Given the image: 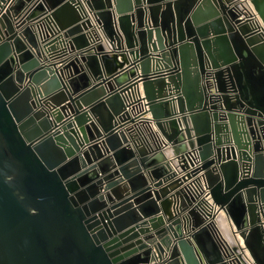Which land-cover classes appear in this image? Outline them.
<instances>
[{
    "label": "water",
    "instance_id": "1",
    "mask_svg": "<svg viewBox=\"0 0 264 264\" xmlns=\"http://www.w3.org/2000/svg\"><path fill=\"white\" fill-rule=\"evenodd\" d=\"M249 1L259 24L235 0H0V264H228L192 174L264 264V0ZM130 88L155 145L123 128Z\"/></svg>",
    "mask_w": 264,
    "mask_h": 264
},
{
    "label": "built area",
    "instance_id": "2",
    "mask_svg": "<svg viewBox=\"0 0 264 264\" xmlns=\"http://www.w3.org/2000/svg\"><path fill=\"white\" fill-rule=\"evenodd\" d=\"M236 8L242 16L248 17L254 24H259L261 19L249 0H235ZM125 107L124 126L126 131L136 134L140 141L155 145L161 139V135L155 125L149 110V103L142 89L130 88L122 93ZM157 133V134H156ZM152 140V141H151ZM193 164L189 163L187 170L191 171L199 164L198 157H192ZM186 171L179 172L181 176ZM198 174L185 181L188 191L201 203L202 212L209 218L212 214L217 216V205L213 202L203 178H196ZM215 216V217H216ZM212 218L213 220L215 219ZM214 233L220 244L225 260L228 264H257L245 247L242 237L236 233L235 241L227 238L220 227L214 224Z\"/></svg>",
    "mask_w": 264,
    "mask_h": 264
},
{
    "label": "crops",
    "instance_id": "3",
    "mask_svg": "<svg viewBox=\"0 0 264 264\" xmlns=\"http://www.w3.org/2000/svg\"><path fill=\"white\" fill-rule=\"evenodd\" d=\"M105 44H106V42H104ZM107 45V44H106ZM66 75L64 76V81H66ZM82 91V89L81 90H78L77 91V93H75L74 95H76V94H78L79 92H81ZM64 102L65 103H67V101H65L64 100ZM65 103H63V104H65ZM50 105H53L52 104V102H49V103H47L46 105H45V110L46 111H48V112H53V110H52V107L50 106ZM55 106V105H54ZM58 107H56V109H57ZM67 110V112H69V110L68 109H66ZM54 123H55V120H54ZM61 123V122H60ZM54 130H56V129H54ZM157 134V133H156ZM88 135H89V133H88ZM152 141V140H151ZM84 142V141H83ZM85 145H83V147L82 148H85L84 147ZM165 154L169 157V156H171L172 155V153H173V148H171V147H167L165 150ZM94 160V159H93ZM222 212V211H221ZM224 213V212H223ZM219 213L218 215H217V217H216V224L218 225V227H220V229H221V231L223 232V234L227 237V238H229L230 240H232V241H235V237H236V235H235V233H234V231H233V228H232V225H231V222L229 221V219H228V217L226 216V214L224 213ZM138 223H140V221H138Z\"/></svg>",
    "mask_w": 264,
    "mask_h": 264
},
{
    "label": "bare ground",
    "instance_id": "4",
    "mask_svg": "<svg viewBox=\"0 0 264 264\" xmlns=\"http://www.w3.org/2000/svg\"><path fill=\"white\" fill-rule=\"evenodd\" d=\"M219 213H223V211H222V212L219 211V212L217 213V215H218ZM223 214H224V213H223ZM216 217H217V216H216ZM216 217H215V219L213 220L214 224H216V221H215V220H216Z\"/></svg>",
    "mask_w": 264,
    "mask_h": 264
}]
</instances>
